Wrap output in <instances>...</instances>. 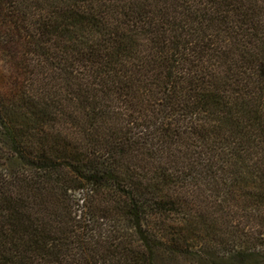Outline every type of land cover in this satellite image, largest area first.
<instances>
[{
  "label": "trees",
  "instance_id": "obj_1",
  "mask_svg": "<svg viewBox=\"0 0 264 264\" xmlns=\"http://www.w3.org/2000/svg\"><path fill=\"white\" fill-rule=\"evenodd\" d=\"M264 264V0H0V264Z\"/></svg>",
  "mask_w": 264,
  "mask_h": 264
},
{
  "label": "rangeland",
  "instance_id": "obj_2",
  "mask_svg": "<svg viewBox=\"0 0 264 264\" xmlns=\"http://www.w3.org/2000/svg\"><path fill=\"white\" fill-rule=\"evenodd\" d=\"M158 264H193V262L189 259H175L171 258L169 255L166 253L160 254L158 258ZM206 264V263H203Z\"/></svg>",
  "mask_w": 264,
  "mask_h": 264
}]
</instances>
